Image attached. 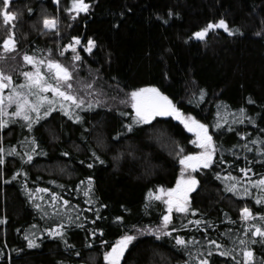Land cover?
Listing matches in <instances>:
<instances>
[{
    "label": "trees",
    "instance_id": "1",
    "mask_svg": "<svg viewBox=\"0 0 264 264\" xmlns=\"http://www.w3.org/2000/svg\"><path fill=\"white\" fill-rule=\"evenodd\" d=\"M85 2L90 4L89 12L77 16L68 11L71 0H10L9 11L16 13L15 28L5 26L0 17V43L15 33L19 54L7 61L6 72L17 85L24 82L17 71L29 70L20 69L26 65L24 53L45 58L50 53L51 58L68 65L78 53L82 61L71 64L76 69L74 87L86 101L98 104L71 111L57 106L47 120L35 125L33 133L15 117L0 129V147L5 149L0 153V264H106L103 254L121 235H136L140 229L163 223L165 202L150 193L158 195L161 187L176 185L182 168L178 163L180 148L185 154L200 149L191 143L193 135L174 118H162L171 121L160 126L168 137L163 142L126 133L123 125L134 119L135 111L130 93L148 86L160 88L186 114L208 123L219 145L212 168L192 173L200 184L190 193V212L173 215L170 227L177 229L173 237L183 235L190 244L194 237L206 247L208 239L229 247L235 242V260L214 251L210 264H243L239 240L248 238L245 233L251 236L253 225L264 228L259 219L264 215V204L256 203L259 190L255 187L248 196L226 189L233 183L232 176L241 185L264 177V144L253 143L264 141V0ZM45 17L56 19L57 28L45 29ZM222 18L229 31L210 30L204 40L193 36ZM235 28L240 32L230 34ZM75 36L81 39L77 53L67 48ZM88 39L96 41L91 54L84 50ZM83 84L92 87L85 91ZM201 89L206 90L203 100L199 99ZM77 112L82 117L80 124L74 121ZM239 119L244 123L235 122ZM216 122L222 124L219 131ZM32 135L42 138L47 156L25 163L20 155L10 154L11 149L26 152V141ZM100 135L103 144L97 142ZM118 136L121 139L116 143ZM63 152L70 156L64 157ZM92 153L105 163L87 168ZM118 155L121 158L114 159ZM247 168L252 172L245 176L240 169ZM88 177L93 178L90 197L84 195ZM41 188L49 191L41 192ZM53 193L69 201L67 206H61L60 200L55 202L61 213L66 207L68 213L79 215L75 225L66 226L63 238L47 232L41 235L44 229L55 228L60 219L52 208ZM36 203L49 215L44 216ZM244 207L252 210L255 219H242ZM97 214L100 219H96ZM117 216L123 221H117ZM196 220L201 224L196 225ZM97 229H103V236L91 237ZM30 233L35 234L36 248L27 247L25 236ZM173 237L139 235L134 241L139 247L133 251L130 246L131 255L125 253L127 264H184L187 252L174 245ZM101 239L107 243L101 244ZM64 240L74 248L67 247ZM250 247L255 253L253 264H261L264 248L259 243ZM192 250L195 253L196 249ZM75 251L81 255L76 256Z\"/></svg>",
    "mask_w": 264,
    "mask_h": 264
},
{
    "label": "snow or ice",
    "instance_id": "2",
    "mask_svg": "<svg viewBox=\"0 0 264 264\" xmlns=\"http://www.w3.org/2000/svg\"><path fill=\"white\" fill-rule=\"evenodd\" d=\"M0 3L3 4V10L0 11V17H2V23L9 28H15L16 13L9 11L10 0H0ZM56 3H59V0H56ZM90 9V4L86 3L85 0H71V7L68 9L69 12H75L78 16L80 13H88ZM31 11V9H29ZM11 22V23H10ZM43 27L45 29H56L57 20L54 18H43L42 20ZM221 28L225 31H229V25L225 19H220L218 23H208L202 29L196 31L193 36L198 40H204L210 30ZM240 29L235 28L230 31V34L239 33ZM256 35H262V32H257ZM74 43H69L67 45L68 49H71L73 53H77V47L81 44V39L78 36L71 38ZM96 46V41L93 39L87 40V45L84 48L86 52L91 54L94 47ZM17 43L15 40L14 31L9 34L2 43H0V61L5 60L8 53L14 52L16 50ZM64 53L61 52V55ZM73 60L76 62L82 61L81 55L78 53L73 56ZM23 61L28 65L32 66V70L17 71L18 76H23L24 82L21 84H16L13 80V75L7 73L3 67H0V129L5 128L11 121L12 118H18L24 122L23 126L26 127L29 133H33L35 130V125L40 124L42 120H47L51 114L56 111L57 106L61 110L66 108L71 111L72 109L83 110L84 108H94L98 106L96 102L86 101L85 98L80 95L79 90L74 87L76 81L74 80V71L75 66L69 65L65 66L59 60L51 58V54L47 58L42 57L37 54H23ZM85 91H88L92 85L83 84L82 85ZM9 91L5 93V90ZM49 93L53 95H49ZM89 94H91L89 92ZM206 94V90L201 89L199 94V99L203 100ZM126 101H121L125 103ZM130 102L131 107L134 109V119L123 125L126 133L130 134L133 137L141 138L145 135H148L150 139H156L163 142L167 139V133L165 130H162L160 127L163 124H171L170 120H164L162 118H174L175 121L183 125V128L186 129L188 133H194L195 139L191 140V143L197 146L200 151H193L185 154L184 149H179V159L178 163L182 166L180 179L176 183L174 188L165 189L161 187L159 189L160 194L150 193L155 196L156 200L164 199L166 196L167 199L164 201L167 205V214L163 216V223L161 225H156L148 229H140L136 235L133 234H123L117 239L114 243L109 245L110 250L106 251L103 254L104 260L107 264H127L125 259V253L129 251L130 246L134 251L136 247H139L138 243L134 244V241H137L139 235L150 233L158 239L173 237V233L177 231L175 227H170L173 222V210L176 212L185 214L190 212L189 202H190V193L196 190L197 186L200 184V181L195 175H192L193 172H196L197 169H210L213 166V163L216 160L218 143L214 138L213 133L210 131V126L208 123H204L201 120L197 119L195 115L186 114L178 105L175 103L168 95L160 90V88L155 86L140 87L134 89L130 93ZM14 106V107H13ZM12 109V111H9ZM241 114H244V109H240ZM122 115L127 116L128 113H122ZM245 119H250L245 115ZM52 120H55V117H52ZM74 121L77 124L82 122V117L77 112L74 116ZM236 123H244V119H239L235 121ZM226 123V122H225ZM45 127V125H41ZM176 127V125H172ZM215 128L219 131L222 128L220 122L215 123ZM231 131V128L227 129ZM51 132L52 130L49 129ZM220 135H223V132H220ZM121 137H116L115 142L119 143ZM42 138L37 137V135H32L31 139L26 141L27 151L23 154L17 153L15 149L10 150L12 155H20L21 159L25 163H32L36 158L47 156V152L41 147ZM97 142L99 144L104 143L103 136L100 135L97 137ZM0 143H2V137H0ZM255 143L264 144V141L258 140L254 141ZM245 147H247L245 145ZM251 151V149H249ZM264 152V148L261 149ZM5 149L0 147V153H4ZM64 157L70 156V153L63 152ZM123 155V154H121ZM120 155L114 157V159L119 160ZM3 161L0 160V163ZM96 163L104 164L105 161L95 153H92L91 160L87 162L86 167L91 169L95 166ZM82 166L85 165L84 161H80ZM245 176H248L252 172L250 168L240 169ZM188 173L186 176L185 173ZM27 175V173H24ZM255 175V173H252ZM17 176L20 173H16ZM231 180L233 183H230L227 187V191L236 193L237 195L248 196L251 194L252 187H255L259 190L256 196V203L264 204V177L259 180L246 181L243 185L240 184V181L237 177L232 176ZM81 184L84 181H80ZM93 184V178L88 177V185L84 191L86 197H90V191ZM41 192H48V188H41ZM28 192H31V189H28ZM60 200L62 202L61 206L69 205V201L62 199L58 194L53 193L52 195V208L57 217H60L59 221H56L55 228H46L41 232L43 235L44 232H47L49 235L55 237L63 238L65 235V229L71 227L77 223L79 220V215L74 213H68L67 208L61 213L60 206L55 202ZM91 199L89 203H91ZM35 207L43 212L44 216L49 215L46 209L41 207V204L36 203ZM103 207H106L104 205ZM93 211V209H89ZM194 214V211H193ZM259 215V214H258ZM96 219H100L97 214ZM242 219L245 221H250L255 219L252 210L248 207L242 209ZM259 219L264 221V215H259ZM117 221H123V217L117 216ZM95 223V220L92 221ZM192 223V221H189ZM196 225H200L201 221L196 220ZM82 227V225H80ZM35 227V226H33ZM207 229H205L206 231ZM251 236L248 233H245V236L248 237L244 240H239V245L241 246V252L243 256V264H253L255 259V253L250 247L254 244H261L264 248V228L260 225H253L250 229ZM99 234L103 236V229H97L91 233V237H96ZM260 238V239H256ZM27 241V247L29 249L38 247L37 240L35 239V234L30 233L25 236ZM174 245L181 248L187 252L188 259L184 264H210L211 257L214 251H219V255L222 257H230L232 260H235V242L232 247L222 245L218 243L215 239H208L206 241L207 247L197 241L194 237L190 242L183 235H176L173 237ZM101 244L107 243L104 240L99 241ZM64 243L67 247L74 248V246L68 245L67 240H64ZM195 248V253L193 252ZM76 256H80L79 251H75ZM261 264H264V261H261Z\"/></svg>",
    "mask_w": 264,
    "mask_h": 264
},
{
    "label": "rangeland",
    "instance_id": "3",
    "mask_svg": "<svg viewBox=\"0 0 264 264\" xmlns=\"http://www.w3.org/2000/svg\"><path fill=\"white\" fill-rule=\"evenodd\" d=\"M10 54V55H9ZM9 54H7V56H6V58H5V60H3V61H0V67H3L4 69H5V71H6V69H7V61H10V57L12 58V59H15L16 57H18V52L17 51H14V52H11V53H9ZM76 61H74V60H72V62L69 64V65H71V64H73V63H75ZM63 64L65 65V66H69L67 63H66V61L65 62H63ZM20 69H29V70H32V66L31 65H28L27 63H26V65H24V68H23V66L21 65L20 66ZM75 78H76V75L74 74V80H75ZM51 94V93H50ZM51 95H53V94H51ZM192 135H193V137H194V139H195V134L194 133H191ZM158 194H160V192H158ZM167 199V197L165 196L164 197V201ZM165 205H166V203H165ZM166 207H167V205H166ZM175 213H177L176 211H175V209L173 210V215L175 214ZM167 214V213H166ZM106 264H107V262H106Z\"/></svg>",
    "mask_w": 264,
    "mask_h": 264
},
{
    "label": "flooded vegetation",
    "instance_id": "4",
    "mask_svg": "<svg viewBox=\"0 0 264 264\" xmlns=\"http://www.w3.org/2000/svg\"><path fill=\"white\" fill-rule=\"evenodd\" d=\"M166 213H167V207H166V212H165V214H166ZM165 214H164V215H165Z\"/></svg>",
    "mask_w": 264,
    "mask_h": 264
},
{
    "label": "water",
    "instance_id": "5",
    "mask_svg": "<svg viewBox=\"0 0 264 264\" xmlns=\"http://www.w3.org/2000/svg\"><path fill=\"white\" fill-rule=\"evenodd\" d=\"M175 186H176V185H175ZM175 186H174V187H175ZM174 187H173V188H174Z\"/></svg>",
    "mask_w": 264,
    "mask_h": 264
}]
</instances>
